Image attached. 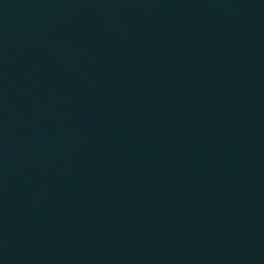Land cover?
<instances>
[{"label": "water", "instance_id": "1", "mask_svg": "<svg viewBox=\"0 0 264 264\" xmlns=\"http://www.w3.org/2000/svg\"><path fill=\"white\" fill-rule=\"evenodd\" d=\"M0 264H264V0H0Z\"/></svg>", "mask_w": 264, "mask_h": 264}]
</instances>
